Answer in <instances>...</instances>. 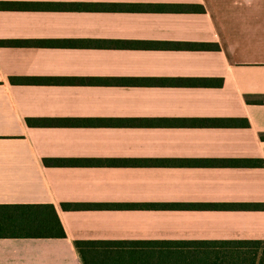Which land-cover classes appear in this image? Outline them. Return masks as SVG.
Instances as JSON below:
<instances>
[{"label":"crops","instance_id":"0c3cea01","mask_svg":"<svg viewBox=\"0 0 264 264\" xmlns=\"http://www.w3.org/2000/svg\"><path fill=\"white\" fill-rule=\"evenodd\" d=\"M261 136L264 0H0V203H52L65 231L1 236L0 264L264 239V209L61 207L264 202Z\"/></svg>","mask_w":264,"mask_h":264},{"label":"trees","instance_id":"16d2710c","mask_svg":"<svg viewBox=\"0 0 264 264\" xmlns=\"http://www.w3.org/2000/svg\"><path fill=\"white\" fill-rule=\"evenodd\" d=\"M243 164L256 166L263 162L247 159L243 160ZM61 207L68 210L124 207L256 210L264 209V202L140 205L63 203ZM1 236L63 237L65 231L52 203H0ZM149 242L133 247L131 241L76 239L73 244L82 264H264V239L220 240L207 245H191L184 241Z\"/></svg>","mask_w":264,"mask_h":264}]
</instances>
